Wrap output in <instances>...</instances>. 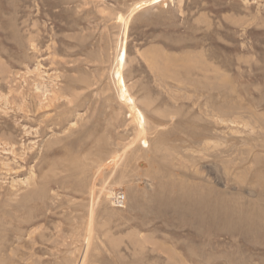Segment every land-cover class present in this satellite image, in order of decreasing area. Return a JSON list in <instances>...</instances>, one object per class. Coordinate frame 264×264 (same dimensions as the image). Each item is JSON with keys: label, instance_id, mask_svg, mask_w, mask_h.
<instances>
[{"label": "rangeland", "instance_id": "rangeland-1", "mask_svg": "<svg viewBox=\"0 0 264 264\" xmlns=\"http://www.w3.org/2000/svg\"><path fill=\"white\" fill-rule=\"evenodd\" d=\"M0 264H264V0H0Z\"/></svg>", "mask_w": 264, "mask_h": 264}, {"label": "bare ground", "instance_id": "bare-ground-1", "mask_svg": "<svg viewBox=\"0 0 264 264\" xmlns=\"http://www.w3.org/2000/svg\"><path fill=\"white\" fill-rule=\"evenodd\" d=\"M199 136V135H198ZM122 147V146H121ZM212 191V189H211ZM200 194H203V193H200ZM222 194V193H220ZM220 194H217L214 198V201L212 202L211 200H209V197L204 194V195H201L199 197V201L201 202V205H200V208L197 209V210H189L188 212V216H190L191 218H196L195 220L192 221V227L191 228H194V230L196 231L195 234H190L191 237L194 239V240H202V241H205L207 239H211V235H216L217 234V227H216V223L218 224V222H220V220H223V223H227L228 219H230V214L228 216V213L227 212H223L221 209H220V206H219V202L224 199H220ZM199 195V194H198ZM223 196H225L223 194ZM222 197V196H221ZM88 198V197H87ZM227 198V197H226ZM225 198V199H226ZM156 199H159V198H156ZM213 200V199H212ZM229 199H227L228 201ZM225 201V202H227ZM224 202V201H223ZM230 202V201H229ZM233 203V202H232ZM222 206H223V203H221ZM234 204H235V201H234ZM234 204H232L234 206ZM228 205H230L228 203ZM231 205V206H232ZM240 205V204H239ZM231 206H228L226 208H230ZM224 208V207H223ZM233 208V207H232ZM242 211V210H241ZM248 214V213H247ZM186 219V218H185ZM189 224V222H188ZM190 224V225H191ZM187 226V225H186ZM181 227V226H180ZM183 227V226H182ZM188 228V227H187ZM190 228V229H191ZM189 229V230H190ZM193 230V229H192ZM191 230V231H192ZM219 232V231H218ZM220 233V232H219ZM207 235H210V236H207ZM247 236V235H246ZM213 238H215L214 236H212ZM212 238V239H213ZM244 239V238H243ZM201 244V243H200ZM203 246V245H202ZM211 246V245H209ZM195 249H199L201 250V252L203 251V249H205V247L208 248V243L206 242V246L205 247H202V248H199V246L195 247V246H192V245H189V244H186L183 248H181L182 250H185L184 252L185 253H190L192 250L194 251V248ZM210 248V247H209ZM192 251V252H193ZM197 251V250H196ZM195 253V252H194ZM191 256V255H190ZM203 256V255H202ZM192 261V260H191ZM206 261V260H205ZM208 262V261H207Z\"/></svg>", "mask_w": 264, "mask_h": 264}, {"label": "built area", "instance_id": "built-area-1", "mask_svg": "<svg viewBox=\"0 0 264 264\" xmlns=\"http://www.w3.org/2000/svg\"><path fill=\"white\" fill-rule=\"evenodd\" d=\"M112 201L113 204L116 207H122L124 206L125 202H126V195L123 192H117L112 196Z\"/></svg>", "mask_w": 264, "mask_h": 264}]
</instances>
